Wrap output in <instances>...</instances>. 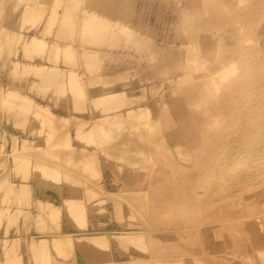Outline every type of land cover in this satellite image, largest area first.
<instances>
[{"label":"rangeland","instance_id":"obj_1","mask_svg":"<svg viewBox=\"0 0 264 264\" xmlns=\"http://www.w3.org/2000/svg\"><path fill=\"white\" fill-rule=\"evenodd\" d=\"M120 2V15L105 19L117 20L108 25L115 35L95 43L84 18L105 13H93L86 0H0V85L18 86L7 92L13 100L0 90V223L12 225L6 184L32 177L76 184L95 207L107 197L110 215H122L135 231L201 228L219 213L264 211V0ZM71 25V36L53 43L55 30L57 36ZM36 33L45 40L25 44ZM108 91L123 101L98 98ZM137 108L149 110L148 120L122 115ZM14 118L16 127L29 128V139L6 132ZM40 155L51 177L35 169ZM107 176L112 184L105 186ZM12 192L28 204V186ZM44 205L37 202L57 223L58 209ZM66 207L84 219L82 202ZM22 215L15 211L14 223ZM135 233L138 244L144 237ZM100 236L96 243H106ZM32 243L41 254L47 249L40 239ZM62 248L56 251H68Z\"/></svg>","mask_w":264,"mask_h":264},{"label":"crops","instance_id":"obj_2","mask_svg":"<svg viewBox=\"0 0 264 264\" xmlns=\"http://www.w3.org/2000/svg\"><path fill=\"white\" fill-rule=\"evenodd\" d=\"M86 2L93 11L109 9L107 7L109 0L106 1L107 5L103 3L106 8L96 5L92 0H86ZM112 3H115L116 9L120 10V5H122L120 0H115V2L113 0ZM107 13L106 19L109 16H115L112 14L114 12L107 11ZM123 13L124 11L121 14ZM111 21L117 20L112 19ZM73 28L74 26L71 25L66 33L61 32L57 36L55 30L53 43L59 45L57 38L60 36L68 39L73 33ZM40 32L43 33L44 30ZM111 34L113 33L109 31L106 33L107 39L111 38ZM37 36L44 39L40 34ZM69 43L65 41L64 45ZM90 51L96 52L95 50ZM97 58L100 59L101 56ZM103 66L117 67L111 62H104ZM113 72L115 70H111L110 73ZM11 86L18 89L15 82ZM29 97L39 104L42 103L39 97ZM17 122H19L18 119H11L6 124V132L18 139H29V128H18L15 126ZM38 147H44V145ZM10 149L11 146L6 152L9 153ZM106 179L105 186L112 184L108 182L110 177L107 176ZM21 184L28 186V204L24 200L19 201L12 192L17 191ZM10 186L12 191L8 194V201L11 204L12 225L8 227L7 220L0 223V264H264L263 210L219 213L212 217L213 221L209 225L201 228L188 225L150 232L135 231L128 227V222L119 221L122 215L115 211L113 215H110L114 208L107 197L108 203L104 207L92 206L86 201L81 187L76 184H51L32 177L24 181L15 178L6 184V190ZM2 198L1 193L0 201ZM68 200L82 202L85 210L83 220L74 219L68 213L66 207ZM37 202L58 209L57 223L51 222L48 210L43 213L38 209ZM15 211L23 212L22 216L17 217L16 223H14ZM189 231L191 233L193 231V234L188 237ZM125 232L144 233V239L141 242L143 245L116 240L112 235V233ZM96 235L106 236V243L99 245L89 240L90 237ZM59 236L71 238L72 245L67 252L58 253L53 248L52 239ZM39 239L48 241L47 249L42 254L38 248L31 245L32 240ZM16 254L20 256L19 260L14 258Z\"/></svg>","mask_w":264,"mask_h":264},{"label":"bare ground","instance_id":"obj_3","mask_svg":"<svg viewBox=\"0 0 264 264\" xmlns=\"http://www.w3.org/2000/svg\"><path fill=\"white\" fill-rule=\"evenodd\" d=\"M26 1V0H25ZM92 1H94L93 3H95L96 5H98V6H104L105 7V4L107 5V3H106V1H108V0H92ZM112 1L113 0H109V5L107 6L109 9H107V10H104L103 12L105 13L104 15L101 13V15H100V13H95V11L93 12V13H95L94 15H95V18H93V16H90V15H87V16H85V18H84V26H85V28H86V36L87 37H89L90 39H92L95 43H103V42H105V41H107V37H106V33L108 32V25L110 24V23H112V24H114V21H111L110 19L107 21V20H105L106 19V14H108L107 13V11H109V12H114V13H112V14H115V15H118V14H120V10H117L116 8L117 7H115V3H112ZM105 2V4L103 5V3ZM114 2H115V0H114ZM114 4V5H113ZM70 5V4H69ZM40 6V5H39ZM106 8V7H105ZM38 9V8H37ZM65 10H67L68 12H70L69 14H71L70 15V17H68V15L69 14H67V18L70 20V19H72V14H73V12L70 10V7H68V9H65ZM70 10V11H69ZM66 11H64V13H65ZM91 12V11H90ZM92 13V12H91ZM62 14H63V11H62ZM61 14V15H62ZM63 16H65L64 14H63ZM103 17H104V19H103ZM55 18V17H54ZM66 18V19H67ZM67 19V20H68ZM67 22V21H66ZM62 23V22H61ZM65 22L63 21V24H64ZM63 24H62V27H63ZM59 29H60V24H59V27H58ZM62 29V28H61ZM65 29V28H64ZM59 31H57V33H58ZM56 33V34H57ZM37 39H39L38 38V36L36 35V34H34V35H31L29 38H28V40L25 42V44H27V43H32V42H35V41H37ZM37 43H38V41H37ZM40 43H42L41 42V40H39V46H40ZM38 47V46H37ZM42 47V46H41ZM57 48V47H56ZM55 48V46H54V48H51V49H49V52H51V53H53V54H55L56 53V51H57V49ZM37 49V48H36ZM35 49V50H36ZM43 48H41V50H42ZM28 50V52L29 51H33V50H29V49H27ZM37 51H38V49H37ZM0 90H3V91H1L2 92V94H1V92H0V94H1V96L3 95V97L5 98V97H8L9 95H8V91L9 92H12V93H14V91H16L17 92V90L16 89H14V88H9V89H5L4 87H2L1 85H0ZM3 92H6V93H3ZM11 93V95L13 96V94ZM21 92H19V94H20ZM6 94H7V96H6ZM18 93H16V94H14V100H16L17 101V97H18V95H17ZM5 95V96H4ZM1 96H0V98H1ZM17 96V97H16ZM98 96V98L100 99H108V98H110L111 96H112V98L114 99V101L116 100L117 102L119 101H123V94L122 93H117V94H115L113 91H108L106 94L105 93H102V94H98L97 95ZM20 97H21V95H20ZM24 97V96H23ZM8 98H10L9 100H13V97L11 98L10 96L8 97ZM8 98H6V99H8ZM22 98V97H21ZM21 98H19L18 97V99L21 101ZM125 99V98H124ZM127 99V98H126ZM134 99V98H133ZM25 100H27V99H25ZM24 100V101H25ZM3 101V100H2ZM22 101H23V99H22ZM23 101V102H24ZM32 101V100H31ZM131 101V100H130ZM11 102V101H10ZM17 103V102H16ZM12 104H14V103H12ZM25 104V103H24ZM32 104H34V103H32ZM26 105V104H25ZM25 105H23V106H25ZM29 105V104H28ZM37 105V104H36ZM18 106V105H17ZM34 106H35V104H34ZM41 107V105H37V108L38 107ZM102 106V105H101ZM39 107V108H40ZM43 107V106H42ZM44 108V107H43ZM43 108H40L41 110H40V112H42L43 110ZM46 109V108H45ZM106 109V108H105ZM129 109V108H128ZM46 111V110H45ZM45 111H43V113L45 112ZM48 111V110H47ZM50 111V110H49ZM106 111V110H105ZM149 110H143L142 111V108H137V109H130V110H128V112H127V114H122L123 116H126L127 118H129V120H131V119H136L137 120V118H141V120H144V117H142L143 115L144 116H146L147 117V115H149V113L150 112H148ZM45 114H49V116H46L47 118L48 117H50V119H51V116H52V118L54 117L52 114H50V112H48V113H46L45 112ZM39 117V116H38ZM40 117H41V115H40ZM43 117V116H42ZM43 119V118H42ZM53 121H54V118L52 119ZM52 120H50V121H52ZM115 120H117V119H115ZM118 120H119V118H118ZM121 120V119H120ZM146 120H148V117L144 120V122L146 121ZM123 121H124V119H123ZM126 122H127V120H126ZM119 123H120V121H119ZM23 140V139H22ZM40 149H42V148H40ZM43 154H44V152H43ZM43 154H42V156H43ZM45 155V154H44ZM41 156V155H40ZM41 156V157H42ZM37 157H39V156H37ZM40 157V158H41ZM44 158H46V156H44V157H42L40 160H41V162L37 159V162H36V165H35V169L37 170V168H38V170L40 171V174L43 176H46V174L48 175V176H50L49 174H50V171H51V169H50V165H48V164H50V163H48L47 164V161H48V159L46 160V159H44ZM38 163H40V164H38ZM38 166V167H37ZM38 171V172H39ZM52 172V171H51ZM55 173H57V172H55ZM52 175H53V173H52ZM43 176V177H44ZM54 176V175H53ZM51 177V176H50ZM49 177V178H50ZM42 179H45V178H42ZM46 180V179H45ZM42 181H44V180H42ZM8 192V191H7ZM120 193V195H124L125 194V192H123L124 194H122L121 192H119ZM131 193V192H130ZM109 194V197H110V195L112 194H110V192L108 193ZM118 194V193H117ZM117 194H113V195H115L116 197H114L113 195V198H117L116 199V201L119 199V198H121V199H119V200H122V199H124L123 197L124 196H126V195H124V196H118ZM136 195V194H135ZM135 195H133V197L135 196ZM127 196H128V194H127ZM131 197V196H130ZM126 198V197H125ZM135 198V197H134ZM8 200V199H7ZM19 200V199H18ZM118 200V201H119ZM132 200V199H131ZM125 201V200H124ZM115 202V201H114ZM134 202V201H133ZM41 204H43V203H41ZM114 204V203H113ZM40 205V204H39ZM44 205V204H43ZM44 206H46V205H44ZM119 206V205H118ZM118 206H117V209H118ZM119 207H121V206H119ZM128 207H130V209H132L133 207L131 206V205H129ZM115 208V207H114ZM135 208V207H134ZM117 209H116V211H117ZM133 210V209H132ZM51 211H53V210H51ZM134 211H135V209H134ZM121 213V212H120ZM121 234V238H123V237H126V238H128L127 240H129L128 241V243L130 242V240H131V243H134L135 242V244H137V237H135L138 233H135V232H125V233H120ZM144 234V233H143ZM193 234V231H192V233H190L189 235H192ZM116 235H117V237H116ZM118 235H119V233H113V236L115 237V238H118ZM123 235H125V236H123ZM123 236V237H122ZM101 237L103 238V236H100V235H96V236H92V237H90L89 238V240L90 241H92V242H94V243H96V241H98L99 239H101ZM135 237V238H134ZM139 237V236H138ZM141 237H144V235H142ZM104 238H105V236H104ZM120 238V237H119ZM146 238V237H145ZM133 239H135V240H133ZM143 239L144 238H142L140 241L142 242L143 241ZM117 240V239H116ZM121 240H124V239H121ZM126 240V241H127ZM40 241H42L43 243L42 244H45V245H47V242L48 241H46L45 239H40ZM100 241V240H99ZM107 241V240H106ZM125 241V240H124ZM139 241V242H140ZM69 242V244H71L70 242H72V240H71V238L69 237V236H59V237H55V238H53L52 239V246H53V248H55V250L56 249H60V246L61 247H63L62 249H67V248H64V246L66 245L65 243H68ZM139 242H138V244H139ZM140 242V244H141V246L143 245L142 243ZM38 243V242H37ZM41 243V242H40ZM33 244V243H32ZM31 244V245H32ZM68 244V245H69ZM145 244H147V242L145 243ZM145 244H144V246H145ZM34 245H36L35 244V242H34ZM38 245V244H37ZM64 245V246H63ZM72 245V244H71ZM44 246V245H43ZM38 247H39V245H38ZM45 247H47V246H45ZM59 247V248H58ZM66 247H67V245H66ZM146 247V246H145ZM70 248V247H69ZM42 249V248H41ZM43 250V249H42ZM39 251H41L40 249H39ZM44 251V250H43ZM60 251H62V250H60ZM67 252V251H66ZM61 262V261H60ZM165 264V263H164Z\"/></svg>","mask_w":264,"mask_h":264}]
</instances>
